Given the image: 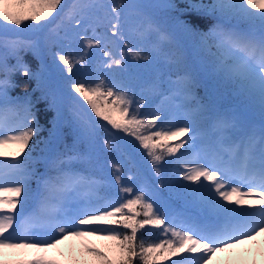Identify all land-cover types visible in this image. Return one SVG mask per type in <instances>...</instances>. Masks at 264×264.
<instances>
[{
    "label": "snow or ice",
    "instance_id": "snow-or-ice-1",
    "mask_svg": "<svg viewBox=\"0 0 264 264\" xmlns=\"http://www.w3.org/2000/svg\"><path fill=\"white\" fill-rule=\"evenodd\" d=\"M133 15L143 22L129 29ZM93 48L106 58L95 65ZM128 57L156 76L136 86ZM161 58L184 65L166 89ZM17 73L31 92L11 94ZM201 75L242 111L203 103ZM64 125L83 151L61 150ZM103 151L146 162L153 179L115 161L97 176ZM166 262L264 264V0H0V264Z\"/></svg>",
    "mask_w": 264,
    "mask_h": 264
},
{
    "label": "trees",
    "instance_id": "trees-1",
    "mask_svg": "<svg viewBox=\"0 0 264 264\" xmlns=\"http://www.w3.org/2000/svg\"><path fill=\"white\" fill-rule=\"evenodd\" d=\"M66 2L71 3V0H66ZM126 2H131V0H126ZM142 22L143 21L141 20V18L133 15V16H130L129 23H128L127 27L129 29H136ZM97 31L102 32V31H104V29L98 28ZM87 35L90 36L91 31H89L87 33ZM128 38L134 44L142 45L145 48L150 47L152 44L151 38L146 39V40H141L140 38L135 36V34H131ZM80 47H81V44L79 42L72 45V48L77 52L80 50ZM121 48H123V45H121ZM55 50H58V49H54V51ZM110 50H111V48H110ZM145 54H148V53L146 52ZM24 58L29 63V65L32 67L33 70L38 69L39 60L37 58H35L31 53L26 54ZM103 59H106V58H104L102 56V53L98 49L93 48L90 50L89 60L93 65H95L98 61L103 60ZM127 59L129 61V64L131 65V67L135 68L137 65L141 66V68H140V77L141 78L135 82L136 86L145 85L146 83L150 82L156 76V73L151 70L153 67V65L151 63L145 62L143 60L133 61L131 59V57H128ZM11 62L14 63L15 61L13 60ZM189 62H191L190 57H189ZM48 63H51L50 57L48 58ZM61 67H63V66L61 65ZM155 67L160 68L162 70L161 76H160L161 80L164 82V83H162V88L166 84V81L168 80L169 76H173V75H176L177 73L184 71V65L183 64L165 63L162 58L160 59L159 63H157L155 65ZM79 68H80V66L77 65L76 69H74V75L77 73V69H79ZM64 75L67 77L66 73ZM13 79L17 83V87L11 93L13 96L23 95L24 89L26 87H27L28 91H30V92L35 87V81L27 80L26 78H24L19 73H17L13 77ZM197 81L198 82H197V84L193 90L197 93V95L200 96L201 101L203 103L211 104L221 111H228V107L230 105H236L238 112L242 111L241 99L233 94V90L230 86L222 85V84L218 83L217 81H215L214 79L206 78L202 75L197 77ZM36 96H39V92L34 93V97H36ZM154 99L158 102L159 97H154ZM38 107L41 110H43L44 104L41 103L38 105ZM49 116H51V113H49ZM253 120L258 123L259 117L255 116V117H253ZM41 124L44 126V131L40 134L39 139H41V140L49 139L48 129H49L50 125L47 123V121L44 120L43 117H41ZM61 132H62L61 141L58 142L61 150H63L65 148V146H67L68 149H72L74 147L76 150H79V151H83L85 149L86 146L83 144H80V143L74 144L73 133H72V131L68 125H64L61 129ZM132 139L133 138H131V137L128 138V140H132ZM32 143L35 145L36 139H34ZM101 143H102V136H101ZM43 147H44L43 143L38 145V148H43ZM140 151H142V150H140ZM34 154H38V152L34 153ZM136 159L140 160L141 157L139 155H137ZM128 160H129V157L126 154L122 155V154L116 153V152L110 153L107 151H103L100 153V162H101L102 167L97 166L95 164V161H93V163L90 167L93 169L94 173L97 176L110 177V174L112 172L111 162H113V161L123 162L126 174H127L128 169L131 168V171L135 177L137 175L138 169H139V175L141 177L149 179L150 181H151V179H153V177H151L150 174L147 172L148 166H147L146 162H142L137 167H132L128 163ZM37 167L40 168V170L42 171L41 166L38 165ZM77 167H89V165H77ZM32 187L33 188L36 187L35 181L32 182ZM117 190H118L117 187L113 183L112 185L106 186L103 191L105 193L111 195V194H114ZM158 231H159L158 229H152L150 232L148 228H145L141 231V233H138V235L142 234L147 239L156 240L159 238L157 235ZM166 264H170V262H166Z\"/></svg>",
    "mask_w": 264,
    "mask_h": 264
},
{
    "label": "rangeland",
    "instance_id": "rangeland-1",
    "mask_svg": "<svg viewBox=\"0 0 264 264\" xmlns=\"http://www.w3.org/2000/svg\"><path fill=\"white\" fill-rule=\"evenodd\" d=\"M175 76H176V75H173V76H171V77L174 79ZM163 88H165V89L167 88V83L163 86ZM193 91H194V90H193ZM194 93H195V95L201 100L200 96L197 95V93H196L195 91H194ZM229 110H235V111H238L236 105L229 106V107H228V111H229Z\"/></svg>",
    "mask_w": 264,
    "mask_h": 264
}]
</instances>
